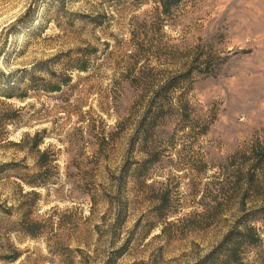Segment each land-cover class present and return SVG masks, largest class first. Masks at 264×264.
Segmentation results:
<instances>
[{
    "label": "rangeland",
    "instance_id": "1",
    "mask_svg": "<svg viewBox=\"0 0 264 264\" xmlns=\"http://www.w3.org/2000/svg\"><path fill=\"white\" fill-rule=\"evenodd\" d=\"M227 237L264 264V0H0V264H202Z\"/></svg>",
    "mask_w": 264,
    "mask_h": 264
},
{
    "label": "trees",
    "instance_id": "2",
    "mask_svg": "<svg viewBox=\"0 0 264 264\" xmlns=\"http://www.w3.org/2000/svg\"><path fill=\"white\" fill-rule=\"evenodd\" d=\"M180 0H159L160 5L164 8L166 12H169L172 7L176 6ZM86 67H82V71H85ZM19 88V85L14 84L12 86V90H16ZM52 92L58 91L57 87H53L50 89ZM40 135L37 136V139L35 138V145L37 146L40 143ZM42 161L47 160V152L41 153L40 159ZM238 230V229H237ZM241 234L248 233L246 235L248 238H255L256 240L254 241L255 243H246V245L249 247V245H254V244H260V237L257 235L256 230L252 226H243V230L240 231ZM30 235H32L30 233ZM256 236V237H255ZM243 240H230L228 237L224 239V242L222 243L223 245L227 246L226 252L224 255L217 256L216 257V252H212L205 258L202 264H243V258H242V246H243ZM21 254L20 253H15L13 256L9 257L10 260L17 261L20 258Z\"/></svg>",
    "mask_w": 264,
    "mask_h": 264
}]
</instances>
